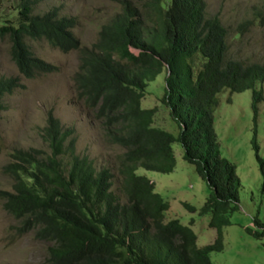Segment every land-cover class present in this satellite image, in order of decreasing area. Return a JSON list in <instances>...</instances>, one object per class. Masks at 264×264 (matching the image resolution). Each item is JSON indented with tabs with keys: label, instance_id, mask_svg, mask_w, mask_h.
<instances>
[{
	"label": "trees",
	"instance_id": "trees-1",
	"mask_svg": "<svg viewBox=\"0 0 264 264\" xmlns=\"http://www.w3.org/2000/svg\"><path fill=\"white\" fill-rule=\"evenodd\" d=\"M38 1L17 0L15 13L0 17V41H9L8 53L27 77L57 68L35 53L31 41L44 39L62 52L76 50L79 62L72 80L78 97L100 120L107 141L123 148L115 155L122 177L116 190L111 185L118 177L111 166L97 168L87 154L76 153L74 129H63L51 110L40 134L46 148L20 147L9 153L3 170L12 176L13 191L0 190V197L7 213L21 219L20 231L36 228L47 242L39 263L216 264L210 252L224 247L222 227L237 206L241 178L236 164L221 153L213 111L223 88L251 89L250 141L264 187L256 125L258 101L264 98V56L252 60L229 53L228 27L207 12L205 0H117L118 10L100 25L89 46L74 33L76 15L61 14L60 5L33 13ZM252 12L264 20V8L253 7ZM253 21L243 18L239 33ZM186 39L190 53L200 49L204 56L195 81L177 59ZM130 45L140 51H131ZM162 71L165 92L160 101L178 126L176 134L154 125L156 105L141 104L149 82ZM20 85L16 78L0 76V100ZM175 141L182 158L208 185L198 211L216 228L209 243H197L192 223L165 220L167 200L151 178L138 172L139 167L172 171ZM252 222L245 229L257 238L264 236L258 212Z\"/></svg>",
	"mask_w": 264,
	"mask_h": 264
},
{
	"label": "rangeland",
	"instance_id": "rangeland-1",
	"mask_svg": "<svg viewBox=\"0 0 264 264\" xmlns=\"http://www.w3.org/2000/svg\"><path fill=\"white\" fill-rule=\"evenodd\" d=\"M17 0H0V17L15 13ZM117 0H39L33 13L41 14L53 5L62 6L61 14L76 15L75 35L82 44L96 41L99 27L118 10ZM208 13L217 14L229 31L228 52L237 57L259 59L264 53V20H258L253 7L264 8V0H205ZM245 17L253 21L239 33L238 24ZM35 53L46 61L55 63L57 71L44 73L34 79L21 77L24 87L1 99L0 108V188H10V180L2 172L9 153L15 148L30 146L45 148L40 137L46 113L53 109L64 127H73L76 136L75 149L79 154H87L97 168L111 166L115 178L113 187H118L122 177L115 168V155L123 148L111 144L102 135L99 122L93 118L83 101L78 97L72 76L78 65L76 51L62 52L50 46L44 39L31 41ZM9 41H0V76H20L17 67L8 53ZM164 71L151 81L148 93L142 98L144 107L157 106L154 124L176 134L177 126L160 101L165 89ZM264 85V84H263ZM214 108V126L221 153L236 164L241 178L237 206L228 213L229 224L223 225L224 247L221 251L210 252L216 264H264V236L257 238L245 227L252 225L256 212L264 221V187L258 167L255 148L250 138L253 133L250 106L251 89L230 92L221 90ZM228 97L230 98L228 100ZM259 119V120H258ZM257 137L260 153L264 156V101L260 102L257 114ZM176 164L170 172L138 168L155 182V190L167 200L164 218H179L192 223L197 242L204 244L214 240L216 228L209 225L208 217L199 213V206L206 198L209 188L198 175L193 165L182 158L179 142L172 144ZM185 202L194 204L189 210ZM15 220L6 213L0 201V264H40L47 244L35 239L31 233L19 236L11 242L12 225Z\"/></svg>",
	"mask_w": 264,
	"mask_h": 264
},
{
	"label": "clouds",
	"instance_id": "clouds-1",
	"mask_svg": "<svg viewBox=\"0 0 264 264\" xmlns=\"http://www.w3.org/2000/svg\"><path fill=\"white\" fill-rule=\"evenodd\" d=\"M132 2H135V0H131ZM119 3V2H118ZM224 25H226V24H224ZM228 33V36H229V31H227ZM77 37V36H76ZM78 38V37H77ZM79 39V38H78ZM80 40V39H79ZM187 42H188V39H186L184 42H180V48H179V54H178V56H177V59H181V62H180V64L181 65H183V66H186L187 67V71L190 73V75H191V78H192V80L193 81H195L196 79H197V77H198V72H199V70L202 68V61L204 60V56H202V52L200 51V49H196L195 51H193V52H191L190 53V45L188 44V45H186L187 44ZM93 43V42H92ZM82 44V43H81ZM82 45H85V44H82ZM87 46H89V45H87ZM59 49V48H58ZM130 49H131V51H133V52H135V53H138L139 51H140V48L139 47H135V46H132V45H130ZM70 51H76V50H70ZM227 51H228V49H227ZM69 52V51H68ZM77 52V51H76ZM227 55L228 56H230V54L227 52ZM77 56H78V53H77ZM263 56H264V53L262 54V56L259 58V59H255V60H261L262 58H263ZM11 57V56H10ZM41 57V56H40ZM42 58V57H41ZM45 60V59H44ZM78 62H79V60H78ZM52 63V62H51ZM53 64H55V63H53ZM16 65V64H15ZM56 65V64H55ZM179 65V64H178ZM17 67V66H16ZM166 68H167V70H168V67H167V65H166ZM57 69H58V66H57V68L54 70V71H52V72H55V71H57ZM17 70H18V72H19V74H20V76H5V77H8V78H16V79H18L19 80V83L21 84L20 86H17L16 88H14L13 90H12V93L16 90V89H18V88H21V87H24V84L21 82V77L22 78H25V79H34V78H36V77H38V76H40L41 74H44V73H40V74H37V75H35V76H32V77H27V76H25L23 73H21L20 72V70L18 69V67H17ZM52 72H47V73H52ZM168 72H169V70H168ZM165 73V72H164ZM153 81V80H152ZM151 82V81H150ZM149 82V83H150ZM264 82H262L261 83V89H262V92H263V95H264ZM260 85V84H259ZM148 87V86H147ZM224 89H228V91H230V92H234L235 90H231V89H229L228 87H225V88H223L222 90H224ZM247 89H250V88H247ZM247 89H245V90H247ZM165 92V91H164ZM164 92L162 93V95L160 96V99H161V97L163 96V94H164ZM237 92H240V91H237ZM12 93H10V94H12ZM148 93V92H147ZM6 95H9V94H6ZM146 95V94H145ZM5 96V95H4ZM2 99V98H1ZM217 99H218V97H217ZM230 98L228 97V100H229ZM1 101V100H0ZM262 101H264V98L263 99H261L260 101H258V109H259V104H260V102H262ZM250 102H251V98H250ZM162 103V102H161ZM218 103V102H217ZM163 104V103H162ZM165 106H166V108L168 107L166 104H164ZM153 106V105H152ZM251 106V105H250ZM216 107V106H215ZM49 110H51L52 111V113L54 114V112H53V109H49ZM167 110H169L168 108H167ZM48 112V111H47ZM157 112V111H156ZM168 114H169V112H168ZM258 114V113H257ZM55 115V114H54ZM46 116H47V113H46ZM56 116V115H55ZM93 116V115H92ZM57 117V116H56ZM171 117V116H170ZM58 118V117H57ZM93 118L94 119H96L98 122H99V126H100V130L102 131V135L103 136H106V140L108 139V137H107V135L105 134V132H104V129H103V126H102V124H101V122H100V120L99 119H97V118H95L94 116H93ZM46 119V118H45ZM59 119V118H58ZM259 120V119H258ZM59 121H60V119H59ZM175 122V121H174ZM153 123H154V121H153ZM176 123V122H175ZM258 124V121H257V117H256V125ZM44 125V124H43ZM61 125H62V123H61ZM154 125H156V124H154ZM157 126H159V125H157ZM176 126H177V124H176ZM160 127H162V126H160ZM252 127H253V117H252ZM62 128L63 129H67V128H73V127H64L63 125H62ZM163 128V127H162ZM177 128H178V126H177ZM42 129V128H41ZM74 129V128H73ZM165 129V128H164ZM178 130V129H177ZM257 130H258V127H257ZM177 133V132H176ZM40 134H41V131H40ZM175 134V133H174ZM72 135L74 136V138H75V142H74V150H75V152H76V149H75V144H76V136H75V134H74V131L72 132ZM40 137H41V135H40ZM42 139V138H41ZM42 141H43V139H42ZM44 143L46 144V142L44 141ZM110 143V142H109ZM113 144V143H112ZM33 147H35V146H33ZM23 148V147H22ZM39 148V147H38ZM46 148V147H45ZM42 149H44V148H42ZM77 153V152H76ZM259 153H260V150H259ZM79 154V153H78ZM80 155H83V154H80ZM260 155H261V153H260ZM262 156V155H261ZM262 157H264V156H262ZM264 159V158H263ZM8 160H9V158H8ZM7 160V161H8ZM6 163V162H5ZM4 163V164H5ZM258 163V162H257ZM4 166V165H3ZM3 166H2V172L5 174V176H6V178H8L9 180H10V183H9V185H10V188H0V190H8V191H13V182H12V176H9L8 174H6V172L3 170ZM259 167V166H258ZM111 168V167H110ZM113 175H114V173H113ZM120 177V176H119ZM114 181H115V179H114ZM114 181H113V183H112V185H111V188L112 189H117V187L116 188H114L113 187V184H114ZM1 199H0V201H1V203H2V206H3V209L6 211V209L4 208V198H2V197H0ZM202 204V203H201ZM6 213H7V211H6ZM7 214H9V213H7ZM14 220H15V224H13L12 225V228H11V232H10V235H11V237H12V240H11V242H13L14 240H17L18 239V237L19 236H24V235H26V234H28V233H31L32 232V235L35 237V239H38V240H41V241H43V238L42 237H40L37 233H36V228H31V229H29V230H26V231H20L19 230V226L21 225V219L20 218H17V217H15L14 215L12 216L11 214H9ZM165 219V218H164ZM171 219V218H170ZM165 220H168V219H165ZM212 226V225H211ZM251 226H253V222H252V225ZM214 227V226H213ZM43 242H45L46 244H47V242L46 241H43ZM198 243V242H197ZM207 243H209V242H207ZM199 244V243H198ZM205 244V243H204ZM199 245H202V244H199ZM45 253V252H44ZM44 255V254H43ZM43 255L41 256V258L43 257ZM41 260V259H40Z\"/></svg>",
	"mask_w": 264,
	"mask_h": 264
}]
</instances>
